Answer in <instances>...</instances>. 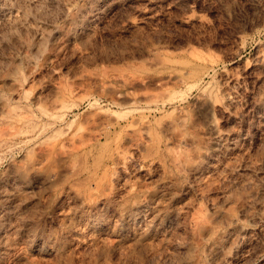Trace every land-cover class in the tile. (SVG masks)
Returning a JSON list of instances; mask_svg holds the SVG:
<instances>
[{"label":"rangeland","instance_id":"374dc122","mask_svg":"<svg viewBox=\"0 0 264 264\" xmlns=\"http://www.w3.org/2000/svg\"><path fill=\"white\" fill-rule=\"evenodd\" d=\"M263 51L264 0H0V264H264ZM203 90L233 101L201 120ZM168 94L175 100L156 116L182 107L206 138L202 122L213 118L226 134L244 132L241 149L170 182L177 169L166 153L125 145L124 163L107 167L109 199L88 188L81 202L83 178L46 154L55 134L70 127L88 138L92 107L122 112ZM132 189L152 191L151 209L118 229V202ZM218 209L226 214L203 236L194 219Z\"/></svg>","mask_w":264,"mask_h":264},{"label":"bare ground","instance_id":"6f19581e","mask_svg":"<svg viewBox=\"0 0 264 264\" xmlns=\"http://www.w3.org/2000/svg\"><path fill=\"white\" fill-rule=\"evenodd\" d=\"M256 62L264 65V53L257 58ZM185 64L187 63L185 62ZM184 73L185 71H182L179 75L174 76L175 78H182ZM215 96L208 90H203L195 96L194 113L199 119L207 116L212 110L222 107L223 104H231L233 101L230 93H223L224 103H220ZM175 98L170 94L166 97L152 95L145 98L142 107L126 108L122 112H105L96 106L92 107L94 116L92 126L87 129L89 137H85L86 134L82 131L72 132L70 127H65L55 134L56 141L46 148V154L51 155H48L52 158L50 161H69V163L66 162L69 164L65 168L66 176L67 173H71L77 176V178L74 177L77 180L83 178L78 182V185L75 182L77 186L74 189L78 199L83 202L88 188L90 189L89 192L97 195L100 200L106 201L109 199L108 195L103 193V188L105 190L107 182L111 180L107 179V167L111 164L118 166L124 163L125 145L133 146L141 152L143 157L158 155L164 157V153H166L177 169L174 172L169 173V171L167 173L165 179L170 182H174L181 177L197 174L201 166L206 163L205 161L210 160L221 149H241L242 139L245 137L244 132L237 131L226 134L220 130L213 118L202 122L206 132L211 135L206 138L195 130L198 118H191L189 112L182 107H175L173 115L165 112V110L161 115H155L154 110L165 107L166 103L175 100ZM258 102L259 106H264V95L259 97ZM58 108H61V104H54L50 109L44 110V113L48 116H55ZM80 129L79 126L78 130ZM62 136L65 140L61 139ZM67 141V144H76L63 149V145ZM56 162L53 161V163ZM30 167L34 172H37V169L40 168L37 161H31ZM105 179L107 180L105 181ZM247 180V178H241L238 182ZM88 181L92 182L95 190L89 185ZM151 192L132 189L129 190L125 198L118 202L121 215L118 229L126 223L130 214L134 213L141 216L151 209L147 200ZM213 214L216 217L211 221L199 218L193 221L198 228L197 231L203 236H212L215 233V225H213L215 222L213 221L222 218L226 213L224 210L218 209ZM208 218L211 217L208 216ZM159 219L158 216H154L146 220L145 227L140 229L139 236H145L149 230L158 224ZM226 219L233 221V218L229 216ZM117 237H121V235H117Z\"/></svg>","mask_w":264,"mask_h":264}]
</instances>
